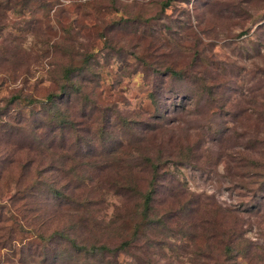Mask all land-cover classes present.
<instances>
[{"label":"rangeland","instance_id":"1","mask_svg":"<svg viewBox=\"0 0 264 264\" xmlns=\"http://www.w3.org/2000/svg\"><path fill=\"white\" fill-rule=\"evenodd\" d=\"M151 164L119 264H264V0H0V264L129 239Z\"/></svg>","mask_w":264,"mask_h":264},{"label":"trees","instance_id":"2","mask_svg":"<svg viewBox=\"0 0 264 264\" xmlns=\"http://www.w3.org/2000/svg\"><path fill=\"white\" fill-rule=\"evenodd\" d=\"M69 74H71V70H68L67 76ZM52 99L53 96H49V95L47 96L48 102L49 101L51 102ZM103 166L106 167L108 165H103ZM103 166H101L99 169H103ZM150 166H149L150 168L148 169L146 168L149 177L146 181L147 187L143 192L137 190L136 182L130 176L121 175L120 176L121 183L120 184L114 183L113 185H111V188L115 190L116 195L118 194L121 197L124 196V198L128 200L135 201V204H133L132 213L133 215H136L139 221L134 222L133 225L131 226L130 238L121 241L118 245H116L113 248L108 247L105 243L97 246L86 245L84 244L85 241L82 239L79 241V244L75 246V251H76V256L74 260L75 264H119L117 261V256L119 255L120 252L123 251L125 252L126 250L128 251L129 248L133 247L134 243L138 240L140 233H144L147 228L161 223L159 219H150L149 216V212L151 213L152 210L153 196L156 194L157 191L155 187V182L161 179L159 178L160 174L157 166L155 165L152 166V164ZM137 195L138 198L136 197ZM86 200L87 201L85 202L90 203L88 198ZM205 222L208 221L205 220ZM57 236H59L63 241H69L71 246H73L74 242L68 239L67 237H65L63 233H60ZM231 248H232L231 246L230 248L229 247L225 248V253H222L219 256L216 257L208 256L207 260H212L213 261L212 264H227L226 260L229 259L227 258V256Z\"/></svg>","mask_w":264,"mask_h":264}]
</instances>
